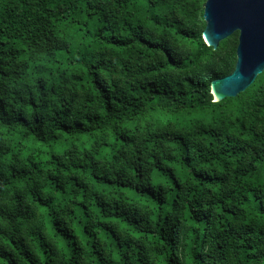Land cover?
I'll list each match as a JSON object with an SVG mask.
<instances>
[{"label":"trees","instance_id":"obj_1","mask_svg":"<svg viewBox=\"0 0 264 264\" xmlns=\"http://www.w3.org/2000/svg\"><path fill=\"white\" fill-rule=\"evenodd\" d=\"M207 0H0V264H264V72Z\"/></svg>","mask_w":264,"mask_h":264},{"label":"water","instance_id":"obj_2","mask_svg":"<svg viewBox=\"0 0 264 264\" xmlns=\"http://www.w3.org/2000/svg\"><path fill=\"white\" fill-rule=\"evenodd\" d=\"M203 39L217 49L239 33L234 71L211 83L215 101L236 98L264 72V0H207Z\"/></svg>","mask_w":264,"mask_h":264},{"label":"bare ground","instance_id":"obj_3","mask_svg":"<svg viewBox=\"0 0 264 264\" xmlns=\"http://www.w3.org/2000/svg\"><path fill=\"white\" fill-rule=\"evenodd\" d=\"M216 101H218V100H216Z\"/></svg>","mask_w":264,"mask_h":264}]
</instances>
